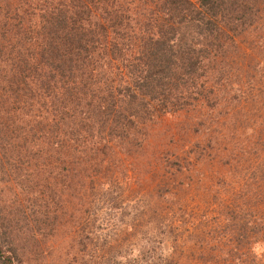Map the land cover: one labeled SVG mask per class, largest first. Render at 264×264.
Returning a JSON list of instances; mask_svg holds the SVG:
<instances>
[{
  "label": "trees",
  "instance_id": "16d2710c",
  "mask_svg": "<svg viewBox=\"0 0 264 264\" xmlns=\"http://www.w3.org/2000/svg\"><path fill=\"white\" fill-rule=\"evenodd\" d=\"M247 32L253 39L257 34L250 47L257 51L264 39V0H0V49L17 79L21 105L27 104L22 107L26 124L18 128L22 146L34 142L33 155L45 152L50 160L86 148L98 153L104 142L113 156L120 146L140 145L144 132L164 116L192 113L191 119H196L215 113L219 101L230 93L228 77L237 53L234 39ZM7 122L13 124L5 119L6 127ZM0 148L5 156L6 149ZM174 154L168 151L162 157L169 177L192 164ZM245 163L253 164L246 157ZM49 165L51 179L64 182L63 160L53 159ZM77 177L82 180L78 172ZM93 181L78 193L79 204L86 208L85 223L97 212L89 205L109 196L93 197L101 185L98 179ZM182 213L177 209L171 215L177 219ZM223 216L226 223L212 232L227 234L220 239L214 262L208 263L264 264V254L251 248L261 234L264 247L263 218L254 221L238 210L231 218L224 210ZM12 218L0 211V264H27L24 246L12 234ZM111 221L101 241L114 255V246L129 244L126 233L136 224L119 227ZM68 223L70 231H78L80 224ZM168 224L166 234L174 241L178 234ZM37 226L54 230L45 220ZM85 238L93 243L89 235ZM145 254L156 255L159 264L179 261L174 249L167 258L157 256L156 249ZM112 258L105 257L103 264H115ZM120 258V264H140L136 256L126 259L120 253Z\"/></svg>",
  "mask_w": 264,
  "mask_h": 264
},
{
  "label": "rangeland",
  "instance_id": "374dc122",
  "mask_svg": "<svg viewBox=\"0 0 264 264\" xmlns=\"http://www.w3.org/2000/svg\"><path fill=\"white\" fill-rule=\"evenodd\" d=\"M254 39L248 32L234 39L237 53L228 77L230 93L219 101L215 113L196 119H191L192 113L164 116L150 132H144L140 145L120 146L113 156L102 142L98 153L86 148L83 153L77 150L50 156V160L45 152L33 155L37 153L34 142L22 146L23 134L18 128L20 123L26 124L22 107L27 104L21 105L17 79L8 71L0 49V146L6 149L2 156L0 148V211L5 218L13 217L12 234L24 246L25 263L103 264L111 255L120 264L121 253L126 259L136 256L140 264H159L160 259L156 255L148 258L146 251L156 249L157 256L167 258L174 249L179 255L177 264H210L220 251L221 237L227 234L225 230L212 232L226 223L224 210L230 218L238 210L246 211L254 221L264 220V171L260 169L264 168V39L257 51H250ZM5 119L13 124L4 126ZM168 151L192 164L181 166L182 173L175 177L165 175L162 157ZM245 157L254 165H247ZM57 158L66 168L64 182L50 176L48 164ZM237 159L239 166L235 167ZM94 174L98 176L90 178ZM94 179L101 185L93 197L99 193L109 196L89 205L94 210L97 207V212L85 223L86 208L79 204L78 193L89 189ZM172 204L183 212L180 218L171 215L177 212L169 206ZM168 219L178 234L174 241L166 234L169 224L164 225V220ZM44 220L54 230L52 226L38 230ZM109 220L119 227L136 224L126 233L130 239L127 247L114 246V255L101 241L109 230ZM68 222L80 224L78 231H70ZM262 240L261 234L251 248L264 254Z\"/></svg>",
  "mask_w": 264,
  "mask_h": 264
}]
</instances>
